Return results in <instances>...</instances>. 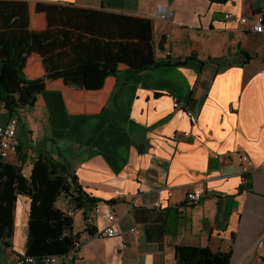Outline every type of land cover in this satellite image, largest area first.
Returning a JSON list of instances; mask_svg holds the SVG:
<instances>
[{"label":"crops","instance_id":"0c3cea01","mask_svg":"<svg viewBox=\"0 0 264 264\" xmlns=\"http://www.w3.org/2000/svg\"><path fill=\"white\" fill-rule=\"evenodd\" d=\"M27 1L32 31L47 27L46 14L35 11L38 3H73L150 19L158 59L195 56L143 73L120 64L98 91L77 90L62 79L46 81L31 110L48 124L41 149L51 143L55 158L67 161L83 190L99 199L100 212H93L97 230L109 224L105 214L113 213L120 231L106 239L89 234L84 213L74 214V232L81 236L75 264H176L178 246L219 252L233 239L231 264H262L264 34L249 30L240 18L264 16V0ZM227 14L233 18L227 20ZM220 57L225 62L215 63ZM25 74L30 80L46 74L40 55L29 57ZM174 99L196 112L197 124L174 112ZM199 183L206 195L191 203L187 195ZM242 184L247 189L240 192ZM30 205L28 197L18 196L14 234L8 247L0 242L8 264L26 253ZM57 205L64 211L72 203L62 195Z\"/></svg>","mask_w":264,"mask_h":264},{"label":"trees","instance_id":"16d2710c","mask_svg":"<svg viewBox=\"0 0 264 264\" xmlns=\"http://www.w3.org/2000/svg\"><path fill=\"white\" fill-rule=\"evenodd\" d=\"M208 1L224 5L230 0ZM35 11L46 14L47 27L42 31L31 29L27 0H0V125L11 118L23 125L21 114L35 108L47 80L62 79L77 90L98 91L108 77L116 76L120 64H126L129 72L143 73L183 65L195 57L158 59L150 19L80 8L73 3H38ZM159 49L164 51L163 41ZM33 54L43 58L46 74L30 80L25 68ZM244 55L251 59L248 53ZM17 138L18 160L22 165L31 160L32 169L27 176L22 166L0 159V242L9 246L6 240L14 234L15 205L18 196L25 195L31 201L25 255L42 264L47 256L63 257L80 246L73 215L57 208L60 197L65 195L74 214L82 211L85 218L99 199L83 190L67 161L60 162L54 152L44 149L33 151L32 157L29 150L25 152L18 131ZM244 177L249 180L248 174ZM246 189V184L240 186V192ZM234 244L235 239L226 251L219 252L209 247L178 246L176 264H231Z\"/></svg>","mask_w":264,"mask_h":264},{"label":"built area","instance_id":"2783aa9c","mask_svg":"<svg viewBox=\"0 0 264 264\" xmlns=\"http://www.w3.org/2000/svg\"><path fill=\"white\" fill-rule=\"evenodd\" d=\"M227 20L233 18L232 14H227L225 16ZM241 24L248 27L249 30L253 31L254 33L264 34V16L263 15H252L248 17L240 18ZM173 109L174 112L177 114H181V116L186 117L192 125L197 124L198 115L195 111L191 109L185 103H181L178 99L173 100ZM17 126L18 120L11 118L6 124L0 125V159L6 160L11 156L18 155V138H17ZM186 135H188L186 133ZM249 158L247 156L243 157V161L247 162ZM245 174H249L250 171L247 167L243 169ZM204 195H206V187L205 185L199 183L197 184L191 192L187 195V200L191 203L198 202L201 200ZM159 207V204L157 205ZM65 213L68 215H74L73 205L70 209H65ZM93 212L98 213L100 212V207H94L93 211L88 214V216L84 217L83 228L89 234L92 231L93 235L106 238H115L120 235V231L116 228L115 224L117 221V217L113 213H106L105 217L108 220L109 224L99 231L96 227V220L93 216ZM131 232L138 234L136 228H132ZM258 247L264 250V239H261L258 243ZM75 254L76 251H71L69 254H66L63 257H58L56 255L47 256L42 260V264H75ZM15 264H37V260L34 257L21 255ZM264 264V259L262 261Z\"/></svg>","mask_w":264,"mask_h":264},{"label":"rangeland","instance_id":"374dc122","mask_svg":"<svg viewBox=\"0 0 264 264\" xmlns=\"http://www.w3.org/2000/svg\"><path fill=\"white\" fill-rule=\"evenodd\" d=\"M31 3L34 5L33 1H31ZM32 16L34 17L36 16V14L33 13ZM21 116H22L23 125L20 124V126H18V137L20 138L21 143L24 146L25 152L29 150L28 154L33 157L34 156L33 151L35 150L40 151L43 145L47 143L46 138L44 136L42 137V132L47 131L46 127H48V124L45 121V119L42 118L43 117L42 115H39L31 110L22 113ZM51 150H52L51 143H49L47 145V151L51 152ZM18 157L19 155L13 156V158H8L7 162H11V164L21 166V164L18 163ZM21 168H23V170H25L26 172L25 174L28 175L29 174L28 171H31L32 169L31 160H29ZM77 213H75V215H77ZM77 216L79 217L80 214H78ZM0 262L2 264H8L6 253L4 252L0 253Z\"/></svg>","mask_w":264,"mask_h":264}]
</instances>
